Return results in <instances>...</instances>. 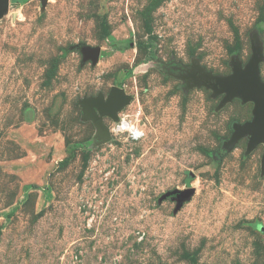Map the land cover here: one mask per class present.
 Instances as JSON below:
<instances>
[{
  "label": "rangeland",
  "instance_id": "rangeland-1",
  "mask_svg": "<svg viewBox=\"0 0 264 264\" xmlns=\"http://www.w3.org/2000/svg\"><path fill=\"white\" fill-rule=\"evenodd\" d=\"M264 56V0H11L0 19V264H264V144L224 153L254 104L163 66ZM83 47L100 48L85 62ZM264 82V60L260 64ZM113 87L144 132L102 136ZM140 112V115L138 113ZM110 130L114 122L105 117ZM195 189L181 207L176 191Z\"/></svg>",
  "mask_w": 264,
  "mask_h": 264
},
{
  "label": "water",
  "instance_id": "water-1",
  "mask_svg": "<svg viewBox=\"0 0 264 264\" xmlns=\"http://www.w3.org/2000/svg\"><path fill=\"white\" fill-rule=\"evenodd\" d=\"M44 11L48 0H39ZM11 0H0V19L9 13ZM84 61H92L94 65L99 62L100 48H82ZM252 57L243 67L240 62L232 64V74L227 76L214 75L203 69L199 63L195 62L190 66L189 71L182 75L187 87H205L213 92V97L223 96L220 108L232 102L235 98H240L243 103L252 102L254 109L252 120L244 124L235 122L232 125L233 134L229 140L223 142L221 151L230 152L235 145L243 138H248V149L250 153L259 145L264 144V82L260 76V64L264 60L263 51L256 40L252 47ZM132 97L126 94L125 90L113 87L104 96L99 94L97 97L83 98L80 102L83 118L93 122L99 133L108 138L111 135L110 128L104 124L103 118L107 117L114 123H119L120 115L129 104ZM262 170L264 171V155L262 158ZM195 189H188L185 192L176 191L167 194L166 197L173 196L178 201V206L192 198Z\"/></svg>",
  "mask_w": 264,
  "mask_h": 264
},
{
  "label": "built area",
  "instance_id": "built-area-1",
  "mask_svg": "<svg viewBox=\"0 0 264 264\" xmlns=\"http://www.w3.org/2000/svg\"><path fill=\"white\" fill-rule=\"evenodd\" d=\"M138 115H140V112ZM113 130L117 134H124L126 138L132 142H139L143 140L145 136V132L125 115H120V121L119 123H114Z\"/></svg>",
  "mask_w": 264,
  "mask_h": 264
},
{
  "label": "flooded vegetation",
  "instance_id": "flooded-vegetation-1",
  "mask_svg": "<svg viewBox=\"0 0 264 264\" xmlns=\"http://www.w3.org/2000/svg\"><path fill=\"white\" fill-rule=\"evenodd\" d=\"M163 69L167 73L181 76V75H185L189 71L190 66L179 65V64L178 65L171 64V65L163 66Z\"/></svg>",
  "mask_w": 264,
  "mask_h": 264
},
{
  "label": "bare ground",
  "instance_id": "bare-ground-1",
  "mask_svg": "<svg viewBox=\"0 0 264 264\" xmlns=\"http://www.w3.org/2000/svg\"><path fill=\"white\" fill-rule=\"evenodd\" d=\"M121 114H122V113H121ZM121 116H123V115H121ZM111 132H114L113 128H112Z\"/></svg>",
  "mask_w": 264,
  "mask_h": 264
},
{
  "label": "trees",
  "instance_id": "trees-1",
  "mask_svg": "<svg viewBox=\"0 0 264 264\" xmlns=\"http://www.w3.org/2000/svg\"><path fill=\"white\" fill-rule=\"evenodd\" d=\"M16 1H19V0H16Z\"/></svg>",
  "mask_w": 264,
  "mask_h": 264
}]
</instances>
